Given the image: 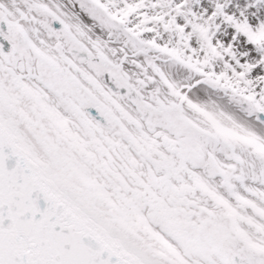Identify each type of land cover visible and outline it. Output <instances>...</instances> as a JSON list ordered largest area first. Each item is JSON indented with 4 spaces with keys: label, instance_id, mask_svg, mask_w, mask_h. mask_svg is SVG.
Returning <instances> with one entry per match:
<instances>
[{
    "label": "snow or ice",
    "instance_id": "6c2138e0",
    "mask_svg": "<svg viewBox=\"0 0 264 264\" xmlns=\"http://www.w3.org/2000/svg\"><path fill=\"white\" fill-rule=\"evenodd\" d=\"M0 264H264V0H0Z\"/></svg>",
    "mask_w": 264,
    "mask_h": 264
}]
</instances>
